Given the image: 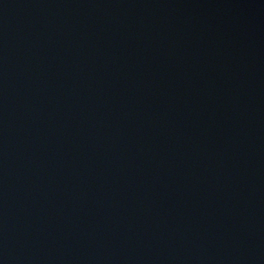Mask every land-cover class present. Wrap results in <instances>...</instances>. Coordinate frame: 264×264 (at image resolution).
<instances>
[{
    "label": "water",
    "instance_id": "obj_1",
    "mask_svg": "<svg viewBox=\"0 0 264 264\" xmlns=\"http://www.w3.org/2000/svg\"><path fill=\"white\" fill-rule=\"evenodd\" d=\"M0 264H264V0H0Z\"/></svg>",
    "mask_w": 264,
    "mask_h": 264
}]
</instances>
